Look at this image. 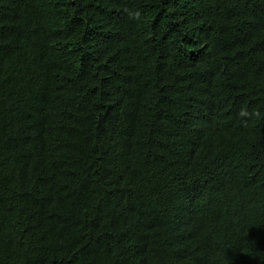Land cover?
<instances>
[{"label":"trees","instance_id":"1","mask_svg":"<svg viewBox=\"0 0 264 264\" xmlns=\"http://www.w3.org/2000/svg\"><path fill=\"white\" fill-rule=\"evenodd\" d=\"M0 264H264V0H0Z\"/></svg>","mask_w":264,"mask_h":264}]
</instances>
